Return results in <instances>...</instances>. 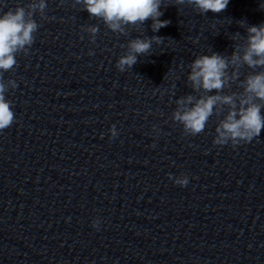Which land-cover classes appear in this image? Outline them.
Returning <instances> with one entry per match:
<instances>
[{
  "label": "clouds",
  "instance_id": "1",
  "mask_svg": "<svg viewBox=\"0 0 264 264\" xmlns=\"http://www.w3.org/2000/svg\"><path fill=\"white\" fill-rule=\"evenodd\" d=\"M175 5H189L198 9L199 13H220L226 10L229 0H174ZM74 4L82 5L91 17L99 18L113 33L128 35V27L144 25L152 21L151 30L159 32L161 28L170 24L169 20H161L162 7H166L164 0H74ZM46 0H31L27 7L18 6L9 9L0 15V131L9 128L15 119L11 101L6 99L5 93L9 88L15 89L14 80L3 79V73L12 70L16 64L19 53L27 55L29 48L34 43L39 24L34 15L39 13L41 19L45 15ZM264 9V3L260 5ZM245 21H239L244 27ZM90 34L91 42H95L98 26L92 25L85 28ZM244 42L233 43L230 55L213 52L208 55H199L188 65L190 71L187 81L193 92L203 95H186L176 100V110L172 119L183 126L187 135L195 136L204 131L210 117L214 114L223 118L215 128V145L231 143L237 146L241 142L248 143L261 135L264 130V70L252 72L243 80H239L240 69L247 66L250 69H264V22L259 25H247ZM240 38L237 32L233 41ZM164 38L153 35L152 37H136L128 41L127 51L121 55L116 63L120 72H125L138 62V57L150 55L153 44L161 45ZM198 41L194 40L193 43ZM182 68V66H181ZM231 69V71H229ZM239 81L242 91L225 93L233 83ZM175 87V85H173ZM215 91V94H210ZM111 135H117L115 125L110 129ZM155 145H153L154 147ZM169 179H172L169 176ZM188 177L181 175L175 178V183L181 187L188 184ZM99 221H93V227H98Z\"/></svg>",
  "mask_w": 264,
  "mask_h": 264
}]
</instances>
